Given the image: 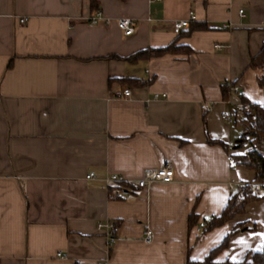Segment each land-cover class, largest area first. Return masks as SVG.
<instances>
[{"label":"crops","instance_id":"0c3cea01","mask_svg":"<svg viewBox=\"0 0 264 264\" xmlns=\"http://www.w3.org/2000/svg\"><path fill=\"white\" fill-rule=\"evenodd\" d=\"M95 2L0 0V264H186L242 224L217 260L261 251L264 196L206 234L200 224L223 212L229 182L255 180L232 158L246 151L231 149L234 123L224 113L238 97L225 101L222 87L233 81L264 106V0ZM98 12L102 20L88 24ZM190 13L209 30L175 34ZM123 18L136 22L130 36L118 27ZM175 41L192 53L125 61ZM164 163L171 183L108 197L107 176L138 181ZM192 212L199 221L190 229ZM105 222L120 225L111 248L98 229Z\"/></svg>","mask_w":264,"mask_h":264},{"label":"trees","instance_id":"16d2710c","mask_svg":"<svg viewBox=\"0 0 264 264\" xmlns=\"http://www.w3.org/2000/svg\"><path fill=\"white\" fill-rule=\"evenodd\" d=\"M91 5L92 8L96 6L95 0H91ZM188 28L189 31L186 34H190L195 31L209 30V27L205 24L193 25L192 23ZM191 53L192 49L190 47L178 46V42L175 41L174 43L165 48H149L146 50H142L132 55L131 57L126 58L125 61L134 62L145 59L148 60L152 58H160L165 55H189ZM259 56L264 58V45L261 48ZM255 61L256 59H252L250 67H254ZM10 67L11 64L8 66V68ZM131 83H134L135 85L139 86L138 80H132ZM258 84L259 87L264 91V71L261 72L258 76ZM222 90L225 101H228L230 92L224 85L222 87ZM239 99L244 103L250 104L251 108L253 109L252 114L241 113V119H238V113L240 112H234L232 114L233 123L236 125L240 124L244 129L243 135L239 139L237 147L241 148L245 143L248 142L249 149L245 153H237L233 155L232 158L236 166L245 168L255 173L254 181L264 182V153L257 146L261 137H264V106H261L259 104H251L247 101L244 96H241V94L239 96ZM249 137H251L252 140L248 141ZM208 141L211 145L220 144L226 147L224 144L218 141ZM260 198L253 197L249 194H246L245 196L241 197L240 194L233 193L229 198L228 204L220 215L213 216L209 220L204 221L205 225L203 227L202 234H206L215 228L224 226L228 222L234 220L237 216L244 214L246 212L247 205L254 200H259ZM198 221L199 216L195 214V212H192L188 219L189 228L192 229ZM246 227L247 225L245 224L235 226L232 231H230L228 235L224 238L222 243L216 248H214L205 259L201 261H194L188 259L186 264H264V248L261 251L248 252L245 258L241 261L217 260L218 255L228 248L232 237L243 229H246Z\"/></svg>","mask_w":264,"mask_h":264},{"label":"built area","instance_id":"2783aa9c","mask_svg":"<svg viewBox=\"0 0 264 264\" xmlns=\"http://www.w3.org/2000/svg\"><path fill=\"white\" fill-rule=\"evenodd\" d=\"M243 10L239 13L243 15ZM103 18L102 12H98L95 17L88 20V24L97 25ZM108 21V20H107ZM196 21V16L194 13H190V16L187 20H182L179 22H175L173 24V32L177 35L181 34V32L188 28L192 23ZM20 24H25L28 22V18H20ZM118 27L123 31L124 35L130 36L135 32L136 22L129 18L119 19ZM228 26H224V29H227ZM215 50L222 52L226 49V46L222 44H217L214 46ZM224 86L228 89L232 96L238 97V100L235 102L228 101V103L233 107L234 112L240 113H253V109L251 105L248 103H244L239 99L241 94L240 87L236 85L233 81H226ZM123 99L130 101L133 99V91L130 87L124 86L122 90ZM162 97H165L164 95ZM156 99L160 98V96L156 95ZM224 118L228 122H233L231 113H224ZM86 180H94L96 179L95 174L90 173L86 177ZM175 172L172 166L168 163H164L161 168L157 170L148 171L143 179L138 181H130L125 179L123 176L111 174L107 176L105 179L108 191V197L110 200H117L123 197L126 190L130 188H137L139 190H146L150 188L152 185L156 183H171L174 181ZM228 189L231 193H238L241 197L246 194L251 195L256 198H260L264 196V182L258 181H240V182H229ZM205 225L204 222L200 224V227L203 228ZM98 229L102 230L107 238L108 247L111 248L116 242L118 238V232L120 229V225L118 222H105L99 223ZM155 238V234L153 230L150 228L147 229L144 236V242L146 244H151ZM60 255V254H59Z\"/></svg>","mask_w":264,"mask_h":264},{"label":"rangeland","instance_id":"374dc122","mask_svg":"<svg viewBox=\"0 0 264 264\" xmlns=\"http://www.w3.org/2000/svg\"><path fill=\"white\" fill-rule=\"evenodd\" d=\"M260 92V91H259ZM258 95V94H257ZM264 103V101L262 102ZM242 118V114L238 113V119ZM232 129L234 131V138L232 141V148L236 147V144L238 143L239 139L241 138V136L243 135L244 129L240 124H233L232 125ZM252 140L251 137L248 138V141ZM258 148L264 153V137H261L259 143L257 144ZM249 149V143H245L241 148H238L235 151H240V152H247V150Z\"/></svg>","mask_w":264,"mask_h":264}]
</instances>
